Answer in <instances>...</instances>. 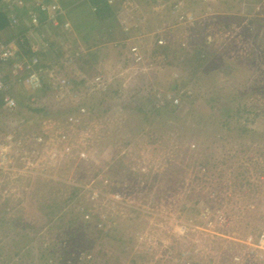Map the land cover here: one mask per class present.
<instances>
[{"label": "rangeland", "instance_id": "1", "mask_svg": "<svg viewBox=\"0 0 264 264\" xmlns=\"http://www.w3.org/2000/svg\"><path fill=\"white\" fill-rule=\"evenodd\" d=\"M145 1L124 11L144 22L137 38L149 53L151 32L176 19L174 0ZM177 1L201 18L168 30L169 62L132 76L124 92L136 91L131 110L96 115L102 106L89 112L86 103L81 115L70 112L75 96L58 102L49 93L53 114L38 121L28 113L29 128L48 121L52 136L0 172V264H264V0ZM55 36L70 52L83 48L66 66L78 104L98 100L104 94L81 95L80 76H116L126 49L105 31L91 35L90 47L76 30ZM59 48L42 52L43 61L60 64ZM195 48L208 58L194 59ZM81 54H96L94 66ZM153 89L180 103L157 106ZM57 128L69 130L67 139L56 138Z\"/></svg>", "mask_w": 264, "mask_h": 264}, {"label": "built area", "instance_id": "2", "mask_svg": "<svg viewBox=\"0 0 264 264\" xmlns=\"http://www.w3.org/2000/svg\"><path fill=\"white\" fill-rule=\"evenodd\" d=\"M68 1L77 3L80 0L12 1L13 3L10 7L13 8V12H9L8 19L9 26L14 32L9 39L0 41V66L8 67L6 72L0 71V113L16 112L19 108V103L14 95V88L22 85L26 86L32 92L48 88V95L50 93L52 98L54 100L57 99L58 102H63L66 98L75 96V103H77L75 106L78 105V100L81 96L75 90V83L71 79L70 73L67 72L66 66H75L76 56L80 53L79 50L81 52L83 51V48L80 44L75 43L73 52H70L64 46V43L58 44L55 39L56 34L62 33L66 37L75 32L67 16V12L70 9V6L66 3ZM106 2L110 5L118 4L121 10H126L128 7L133 6L134 1L106 0ZM170 4L171 6L168 8L176 19V22L168 27L163 26L162 30L157 29L151 32L154 39L152 40L153 46L151 44L152 42L149 43L151 44L150 46H147L149 53L145 52L144 46L141 44V39L137 38L147 29L142 27V23L144 22H139L135 19L137 23L132 27L138 26L140 30L134 35H131L130 39L121 41L125 43L124 49L126 51L124 59L121 60L122 65L117 75L109 76L107 73L100 72L90 77L85 75L80 76V81L86 84L81 95L94 92L105 94L111 86H115L117 88V96L124 97L128 82L139 68H144L147 71V69H155L159 62L166 64L168 56L164 52L165 48L168 45L170 50L172 48L170 38H168V30L178 26L185 20H190V23H193L199 21L198 17L201 18V15L198 13L194 15L192 12L184 10L183 4L180 1ZM14 7L22 8V14L14 11ZM91 10H96V6H91ZM39 29L42 30L40 33L42 43L40 47H37L32 37L35 34L34 32L39 31ZM182 44L185 45L184 42ZM58 46H60L59 50L62 53L60 64L45 63L42 52L48 53L51 50H57ZM74 70L75 72L78 71L77 68H74ZM78 74L76 73L75 75L79 76L80 74ZM154 98H158L157 106L159 107L164 106L166 103L174 105L180 103V97L172 94L170 91H166L165 93L157 91L155 92ZM35 100V97L31 98V101ZM78 112L83 115L86 112L85 107H80ZM2 122L1 119L0 123ZM47 122L38 123V129H31L29 127L24 129V126H20L21 128L19 126L14 129L12 128L10 131H7L10 133L8 134L9 136L6 135L7 132L2 133L0 131V172H8L14 169L16 159H24L21 155L36 152L38 147L43 145L46 139L51 141L52 135L47 133ZM66 131L68 132L69 130H61V128L58 130L57 128L54 134L56 138L63 141L67 139ZM18 150H20L19 153ZM4 184H1L0 188ZM260 243H262L261 240Z\"/></svg>", "mask_w": 264, "mask_h": 264}, {"label": "trees", "instance_id": "3", "mask_svg": "<svg viewBox=\"0 0 264 264\" xmlns=\"http://www.w3.org/2000/svg\"><path fill=\"white\" fill-rule=\"evenodd\" d=\"M134 1L139 3L140 0H134ZM153 1H160V0H153ZM174 2H176V0H174L172 3H174ZM66 3H67V5L70 6V9L67 12V14L69 12H71L73 15V19H74V23L72 21H70V22L72 23L76 32L80 34L81 39L83 40V42L86 44L87 47L93 46L96 43L95 41L91 42L89 40V38L91 37V35L94 32L105 31L106 35L109 38V41L113 42L112 46L120 45L123 48H125V43H122L121 41L126 40V39H130L131 35H134L135 33H137L140 30V27H138V26L132 27L137 23V20H131L130 21V19L133 17V14H130L128 12H125L124 10H121V8L119 7L118 4L110 5L106 2V0H82V1H79L77 3H74V1H68ZM149 4H151V2L150 1L148 2V0H146L145 5L148 6ZM90 5L96 6V10H94V11L91 10ZM144 10H146L145 7L142 9V12L140 15V17H142L143 19L139 18L140 20H144L146 17V16H143L145 13ZM10 11L13 12L12 7H10L8 10H3L2 8H0V31L9 26L8 14ZM17 11L21 12L22 10H17ZM156 14L159 16V12H157ZM41 16H42V14H41ZM74 17H76V19ZM258 22L259 21H257V24H259ZM133 29L136 31H134ZM36 32L39 33L38 31H36ZM26 39H25V41H26ZM168 46L165 48L164 52L167 54V56H168L167 61L169 62V60H170L169 59L170 48ZM171 50H173V49H171ZM79 52H81V51L79 50ZM85 55L86 54H84V55L81 54L80 59H83V62L85 63V65L94 66V62H92L91 60H92V58H96L97 55L92 54L91 58H88V59L85 58L86 57ZM208 55H209V52L205 48H199V49L195 48V50H194V59L196 58L197 60H199V59L202 60V59L208 58ZM201 65H203V64H201ZM0 71H2V70L0 69ZM6 76H7V74H6ZM175 86L177 87V86H179V84H176ZM14 89H15L16 93L18 94V96H15V97L18 100L19 108L16 110V112L9 113L10 120H6V122L9 121V123H5L4 121L2 123H0V131L1 132H7L8 129L17 128L19 123H20V126L24 125L23 128L26 129V128H28V125L31 126L30 125L31 119H30V116L28 115V113L31 112L30 113L31 115L35 113L36 114L35 117H36V119L38 118L37 120L39 121L41 118H43L42 116L50 114V112L52 111L51 105L54 106V104L47 103L49 100L44 102L43 97L44 96L46 97L48 95V92H49L48 88H43L37 92H32L26 86L22 85V86H18L16 88H14ZM116 89L117 88L115 86H111V88L108 91H106L103 96H99L98 100L95 101L93 99V100H91V102L84 101V103L82 102V103L78 104L77 106H74L75 108L72 107L70 112H72L73 110L79 109L80 107H82L84 105L87 106V104L89 107V112L91 110L93 111L94 109H96V107L102 106L101 110L97 109L96 115H102L104 113H107L109 110H111V109L113 110L114 107L117 108L116 109L117 111L119 109H122L123 111L131 110L132 106L129 103V98H132L134 96V93L136 94V91L131 92L127 96L125 95L124 97H119V98L115 97V99L113 101L108 102V99H106L107 98L106 96L113 97V98L115 95L117 96V90ZM172 89H175V88L172 87ZM110 91H112V92L116 91V92L115 93H109ZM155 92L156 91L154 90L151 93L153 98H154ZM32 97H35L36 100L31 101ZM39 101H41V102L38 103ZM41 103H43V104H41ZM118 104H120V106ZM166 104L176 106V105L171 104V103L170 104L166 103ZM112 105H117V106H112ZM171 107L172 106H170V108ZM59 108L60 107H58V110H59ZM164 109H168V108H164ZM228 109L229 108H227V110ZM154 110L158 111V112L154 111V113H158V114L160 113V111H163V110H159V109L157 110L156 108H154ZM144 111L149 113V111H146V109ZM59 112L60 113L63 112V109L60 108ZM16 118H18V119L16 120ZM97 118L100 119L101 117H97ZM12 120H14V121H12ZM14 122L16 123V125Z\"/></svg>", "mask_w": 264, "mask_h": 264}, {"label": "crops", "instance_id": "4", "mask_svg": "<svg viewBox=\"0 0 264 264\" xmlns=\"http://www.w3.org/2000/svg\"><path fill=\"white\" fill-rule=\"evenodd\" d=\"M12 0H0V8H2L3 10H8L10 8V6L12 5ZM92 5H90L91 7ZM7 7V8H6ZM91 9V8H90ZM14 10L17 11V10H22V8H16L14 7ZM18 12V11H17ZM18 13H21L22 14V11L21 12H18ZM8 32H11V28L10 27H7L3 30L0 31V39H2V36L6 35ZM11 37V36H10ZM9 37V38H10ZM8 39V38H7ZM6 40V39H5ZM5 40H0V41H5Z\"/></svg>", "mask_w": 264, "mask_h": 264}]
</instances>
